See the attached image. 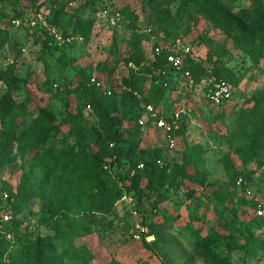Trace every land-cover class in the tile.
I'll use <instances>...</instances> for the list:
<instances>
[{
	"label": "rangeland",
	"instance_id": "374dc122",
	"mask_svg": "<svg viewBox=\"0 0 264 264\" xmlns=\"http://www.w3.org/2000/svg\"><path fill=\"white\" fill-rule=\"evenodd\" d=\"M170 1V4H162L164 9L174 13L179 0ZM217 2L232 7L233 13L252 6V0H236L233 4L230 0ZM153 8L148 0H0V69L5 71L13 66L18 80V84L0 81V98L8 95L17 106L12 115L0 120V188L13 182L21 170L38 160L45 148L51 145L64 148L74 144L65 121L78 108L90 125L97 123L94 111L90 106H84V96L75 90L81 70L89 81L88 86L95 87L96 96L100 99L110 96L115 102L114 105L108 103V108L113 106L111 116L122 120L127 129L134 127L122 117L124 105H132L134 100L121 81L129 75V69L136 68L134 63L128 62L131 54L141 52L146 57L142 64L149 62L150 52L159 38L153 34ZM60 9L66 19H72L71 27L78 13L82 26L89 20L92 26L90 31L79 28L72 42L63 45L61 33L68 28L59 22L52 29L61 39L49 33L52 43L58 45L54 49L53 45L45 46L40 31L44 28L42 23L49 26L47 21L54 19L55 12ZM17 18L22 24L15 27L11 21ZM31 21L35 26L30 24ZM143 33L147 39L138 42V35ZM203 33L213 40L209 45L204 41ZM180 39L203 61L208 58L210 48L216 53L224 48L226 52L221 62L216 56L208 61H219L236 75L237 83L229 81L232 98L223 106H212L203 98L201 86L180 94V91L172 90L169 98L178 105L188 102L190 108L175 150L160 148L163 139L153 130L140 137L139 148L159 147L167 161H195L196 167H187L185 175L189 182L185 184L194 186L195 178L204 180L206 189L203 194L191 198L182 186L165 192V200L161 201L158 195L146 190L151 198L137 199L135 214L131 213L129 206L118 203L111 212L88 215L91 235L55 243L54 252L42 258L54 262L65 251L82 252L86 248L89 249L88 255L93 257L90 264H202L192 258L193 242L209 233L226 234L225 227L233 223L240 231L234 233L235 247L238 248L230 250V245L222 241L216 251L221 255L229 253L232 264H264V219H256L251 206L256 201L264 204V170L261 168L251 174L243 164L249 151L257 148L264 139V130L259 128L257 121L260 114L254 108L257 97L264 92V58L256 61L247 53L237 33L215 30L202 18L191 35ZM151 79L147 80L146 87L151 86L150 83L155 85L156 80ZM52 84L53 87L59 84L60 89L54 92ZM55 93L58 97L52 96ZM44 105L59 120V132L50 135L41 149L16 145L7 149L5 140L8 134L26 130ZM21 106H25L26 112L18 109ZM234 173L242 175V184L233 183ZM112 187L110 185L108 189L111 191ZM44 204L45 200L37 199L12 211L11 217L20 220L15 234L24 241L54 233ZM136 223L162 225L159 239L150 248L144 241L151 243L155 236L150 241L136 240L133 237ZM247 223L259 229L250 232L246 229ZM0 264H8V261Z\"/></svg>",
	"mask_w": 264,
	"mask_h": 264
},
{
	"label": "trees",
	"instance_id": "16d2710c",
	"mask_svg": "<svg viewBox=\"0 0 264 264\" xmlns=\"http://www.w3.org/2000/svg\"><path fill=\"white\" fill-rule=\"evenodd\" d=\"M235 1L230 0L232 4ZM148 2L154 7L153 34L159 37L154 46L159 45L161 52L156 55L152 49L148 57V64H142L146 57L141 52L136 51L128 59V62L134 63L136 68L129 69V75L122 78L121 85L128 89V93L134 101L132 105H124L125 111L122 112V117L126 118L127 122L133 123L134 127L127 129L123 126L122 120L111 116L113 106L108 108V103L114 105L115 102L111 101L110 96H105L103 99L96 96L93 92L95 87L88 86L89 81L81 70L75 90L84 96V106L92 108L97 123L90 125L81 108H78L76 113L70 115L65 121V124L68 125L69 136L75 140L74 144L64 148H58L55 145L45 148L38 160L31 162L29 167L21 170L13 182L0 188V204H2V193L9 194L6 209L10 214L16 207L34 203L37 199L45 200L44 207L49 215L47 219L52 223L50 228H54V233L44 238L37 235L34 241H24L20 235L15 234L16 228L20 224L19 219L11 217L9 221H0V263H5L6 260L8 264H90L93 257L88 255L89 249L86 248L82 252L65 251L63 256L54 262L42 257L54 252L53 244L55 243L70 241L78 236L91 235L93 231L86 216L111 212L118 200L125 194L133 197L137 210V199L151 198L146 190L152 191L163 201L166 196L165 192L171 189L183 186L186 188L185 193L191 198L197 194L201 196L206 189L204 180L198 178L192 182L196 186L185 184L189 182L185 175L187 167L189 165L196 167L195 161H183L182 163L167 161L161 155L159 147L140 149V137L153 129L148 125L139 126L137 121L146 104H153L162 109L166 116L177 109L180 105L175 104L169 98V93L174 89L176 92L180 91L179 94L186 93L184 91L191 92L209 76L222 79L228 84L229 81L238 82L236 75L220 64L221 57L226 52L224 48H221L218 53L214 48H210L207 52L209 59L214 56L219 58L220 62L217 63H211L208 58L203 61L199 55H194L191 49L186 54L179 52L183 59L181 70L189 71L194 80V86L191 89L182 87L184 79L180 78L176 70L167 63L166 55L174 52L171 49L172 40L175 38L186 39L191 35L200 18L207 20L215 30L237 33L243 40L247 53L253 59L259 61L264 58L263 0H252L250 9H239L236 13H233L232 7L218 4L217 0H179L174 13L164 9L162 4H170V0H148ZM80 16L79 13L76 14V22L71 27L72 19H66V14L63 13V9H60L55 12L54 19L47 22L49 27H55L59 22H63L69 31L62 32V37L64 39L74 38L81 27L87 28L88 31L91 30L92 21L89 20L82 26ZM70 27L71 29H69ZM40 35L43 37L42 42L45 46L53 45L54 49L58 47L52 43L53 38L47 29H41ZM202 36L207 45L213 41L205 33ZM138 38V42L141 39L146 40L147 35L143 33V35H138ZM71 42L64 41L63 45H69ZM14 71L13 66L8 67L5 71L0 69V81L6 80L9 84H18ZM160 71H166V74H156ZM148 79L156 80L157 84L150 83L151 86L146 87ZM164 83H167V86H163ZM51 86L54 92L60 89L59 84L55 89L53 84ZM56 94L52 96L58 97ZM203 98L206 101L204 92ZM103 102L107 104L103 105ZM183 104L189 107L188 102ZM24 107L21 106L18 109L26 112ZM46 107L47 105H44L39 108L38 116L31 121L26 130L19 134L15 132L8 134L5 140L7 149L14 145L41 149L50 135L55 136L59 132V120ZM16 108L17 106L8 95L2 96L0 98V120L3 121L12 115ZM254 108L260 114V117L257 118L259 128L264 130V92L257 97ZM186 119L187 117L182 119L180 128L175 133L176 145L178 137L183 134ZM162 143L163 146L160 148L168 150L163 140ZM158 159L163 162L162 166L157 165ZM138 163H143V168L129 176L130 171ZM105 164L109 166L108 169L104 168ZM243 164L251 174L262 168L264 139L257 145V148L249 151ZM251 166L252 168L249 169ZM241 176V174L234 173L233 183H237L239 179L243 183ZM110 185H113L111 191L108 189ZM251 206L254 207L255 218L264 219V215L261 217L256 215V205L251 204ZM147 227L149 234L155 236V240L151 243L144 241L145 246L150 248L159 239L162 225L150 224ZM246 229L253 232L259 227L247 223ZM225 230L226 234L209 233L194 241L191 251L192 258L200 260L202 264H232L229 253L221 255L216 251V248L222 241L226 245H230V250L238 248L235 247L234 233L240 231L235 228L233 223L228 224Z\"/></svg>",
	"mask_w": 264,
	"mask_h": 264
},
{
	"label": "built area",
	"instance_id": "2783aa9c",
	"mask_svg": "<svg viewBox=\"0 0 264 264\" xmlns=\"http://www.w3.org/2000/svg\"><path fill=\"white\" fill-rule=\"evenodd\" d=\"M12 25L15 27H18L22 24L20 19H12L11 21ZM30 24L32 26H35V22L31 21ZM42 26L47 29V31L53 35L57 36V38L60 40L61 38L56 35V33L53 31L52 27L47 26L45 22L42 23ZM147 32L151 33V29L147 28ZM73 37L63 39L61 42L64 41H71ZM172 50L174 52H170L166 55V61L169 65L172 66L174 70L179 74V77L184 79V82L182 83L183 88H189L191 89L194 86V80L190 74L189 71H182V65H183V59L181 57L180 53H189L190 47L182 42L180 38H175L172 41ZM154 53L156 55H159L161 52V47L159 45L154 46ZM131 64V63H130ZM162 74L165 75L166 71H160L156 74ZM94 85L99 86V83L97 81H93ZM155 84H157V81H155ZM163 86H167V83H164ZM203 88L204 95L206 97V101L210 103L212 106H221L223 103L228 102L232 98V92L230 89L229 84L222 80L218 79L214 76H209L206 79L202 80L201 83L198 85ZM57 87V84L54 85V88ZM89 108V106H87ZM143 113L138 118V125L139 126H149L153 130L159 131L161 133L163 142L168 150H173L176 147V131L179 130L181 121L184 117H189L190 114V108L187 107L184 104H180V106L173 110L170 115L166 116L162 109L155 107L153 104H146L143 106ZM115 156L113 157V159ZM157 165L162 166L163 162L158 159L156 161ZM105 169H108L109 166L105 164ZM143 168V163H138L135 168H133L130 171L129 176H132L136 170H141ZM262 169L264 170V164L262 166ZM237 184H242V180L239 179ZM9 198V194L7 192L2 193V204H0V221L6 222L11 219V214L9 210L6 209V203L7 199ZM118 203H124L126 206H129L131 209V213L136 212V202L133 199L131 195H123L116 204ZM255 212L258 217H261L264 215V204L256 201L255 203ZM133 237L136 240H147L150 241L153 239V235L149 234V230L147 226L141 225L139 223H136L134 226L133 231Z\"/></svg>",
	"mask_w": 264,
	"mask_h": 264
}]
</instances>
